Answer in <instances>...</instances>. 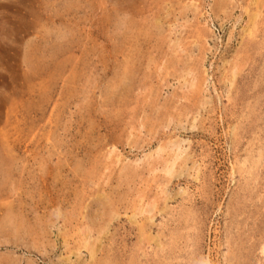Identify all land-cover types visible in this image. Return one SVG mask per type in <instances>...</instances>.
Instances as JSON below:
<instances>
[{
	"label": "rangeland",
	"instance_id": "374dc122",
	"mask_svg": "<svg viewBox=\"0 0 264 264\" xmlns=\"http://www.w3.org/2000/svg\"><path fill=\"white\" fill-rule=\"evenodd\" d=\"M0 264H264V0H0Z\"/></svg>",
	"mask_w": 264,
	"mask_h": 264
}]
</instances>
